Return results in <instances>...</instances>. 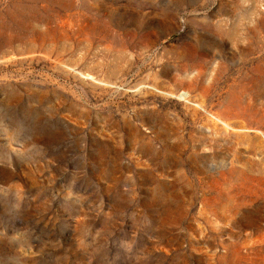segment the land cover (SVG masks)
<instances>
[{
	"label": "rangeland",
	"instance_id": "1",
	"mask_svg": "<svg viewBox=\"0 0 264 264\" xmlns=\"http://www.w3.org/2000/svg\"><path fill=\"white\" fill-rule=\"evenodd\" d=\"M0 264H264V0H0Z\"/></svg>",
	"mask_w": 264,
	"mask_h": 264
}]
</instances>
